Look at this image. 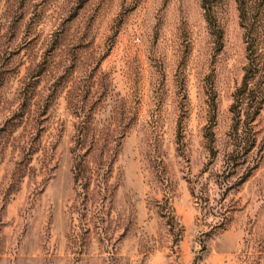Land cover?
Instances as JSON below:
<instances>
[{"label": "rangeland", "instance_id": "obj_1", "mask_svg": "<svg viewBox=\"0 0 264 264\" xmlns=\"http://www.w3.org/2000/svg\"><path fill=\"white\" fill-rule=\"evenodd\" d=\"M0 264H264V0H0Z\"/></svg>", "mask_w": 264, "mask_h": 264}, {"label": "trees", "instance_id": "obj_2", "mask_svg": "<svg viewBox=\"0 0 264 264\" xmlns=\"http://www.w3.org/2000/svg\"><path fill=\"white\" fill-rule=\"evenodd\" d=\"M81 140V135L79 136ZM79 148V147H78ZM78 151V150H77ZM84 155H82L80 152L76 153V168L82 166L85 163Z\"/></svg>", "mask_w": 264, "mask_h": 264}]
</instances>
